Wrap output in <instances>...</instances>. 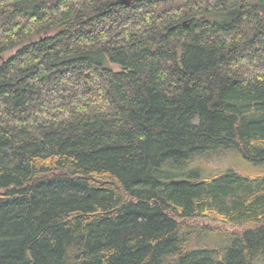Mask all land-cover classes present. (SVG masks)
Here are the masks:
<instances>
[{"label":"trees","instance_id":"16d2710c","mask_svg":"<svg viewBox=\"0 0 264 264\" xmlns=\"http://www.w3.org/2000/svg\"><path fill=\"white\" fill-rule=\"evenodd\" d=\"M122 1L0 0V264L264 262V0Z\"/></svg>","mask_w":264,"mask_h":264},{"label":"rangeland","instance_id":"374dc122","mask_svg":"<svg viewBox=\"0 0 264 264\" xmlns=\"http://www.w3.org/2000/svg\"><path fill=\"white\" fill-rule=\"evenodd\" d=\"M10 54L11 53L4 54L3 58L9 57ZM112 68L114 70L119 69L116 66H113ZM226 168L236 170L237 172H259V168L252 166V164L244 162L240 158V156L231 152H225L224 154H220L218 156L195 158V160H193V163L187 167V170L188 172H190V170L196 171L199 176H204L210 173L214 174L220 172ZM191 224L205 226L206 222L199 220L192 221ZM259 264H264V262H260Z\"/></svg>","mask_w":264,"mask_h":264},{"label":"water","instance_id":"95a60500","mask_svg":"<svg viewBox=\"0 0 264 264\" xmlns=\"http://www.w3.org/2000/svg\"><path fill=\"white\" fill-rule=\"evenodd\" d=\"M123 3H125L126 2V0H124V1H122Z\"/></svg>","mask_w":264,"mask_h":264}]
</instances>
